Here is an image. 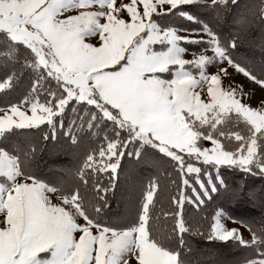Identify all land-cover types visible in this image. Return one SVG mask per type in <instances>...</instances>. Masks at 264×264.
Wrapping results in <instances>:
<instances>
[{"label": "snow or ice", "instance_id": "1", "mask_svg": "<svg viewBox=\"0 0 264 264\" xmlns=\"http://www.w3.org/2000/svg\"><path fill=\"white\" fill-rule=\"evenodd\" d=\"M0 264H264V0H0Z\"/></svg>", "mask_w": 264, "mask_h": 264}, {"label": "trees", "instance_id": "2", "mask_svg": "<svg viewBox=\"0 0 264 264\" xmlns=\"http://www.w3.org/2000/svg\"><path fill=\"white\" fill-rule=\"evenodd\" d=\"M50 159H52V157H49L47 154L44 155V159L41 162V168L44 169L45 172H47V168H44V164L48 163L50 161ZM67 157L61 155L60 156V160L67 162ZM52 165L49 163V167H51ZM120 197H121V193H117V196L114 198V202L112 204V207L114 210H122L121 207V203H120ZM229 207L236 212L237 214L240 215H259L261 212V209L259 208V206L257 205H253V204H249L247 202H236L233 201L229 204ZM208 211H211V206L209 207ZM205 215H207V213H205ZM197 240H199V238H196ZM203 248H213V246L207 242L204 241L201 243L200 245ZM213 251L216 253H222L225 256H227L229 253H235L237 251V249H224V248H213Z\"/></svg>", "mask_w": 264, "mask_h": 264}]
</instances>
